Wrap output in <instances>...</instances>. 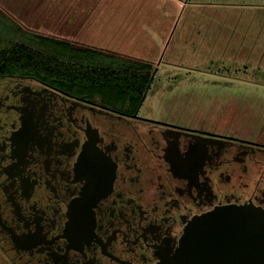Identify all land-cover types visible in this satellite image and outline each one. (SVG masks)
Segmentation results:
<instances>
[{"label": "flooded vegetation", "instance_id": "flooded-vegetation-1", "mask_svg": "<svg viewBox=\"0 0 264 264\" xmlns=\"http://www.w3.org/2000/svg\"><path fill=\"white\" fill-rule=\"evenodd\" d=\"M74 48L87 71L0 73V264H160L196 216L264 209V126L176 109L154 59Z\"/></svg>", "mask_w": 264, "mask_h": 264}, {"label": "rangeland", "instance_id": "rangeland-1", "mask_svg": "<svg viewBox=\"0 0 264 264\" xmlns=\"http://www.w3.org/2000/svg\"><path fill=\"white\" fill-rule=\"evenodd\" d=\"M141 3L155 11V17L145 18L147 24L139 26L143 41L134 45L130 40L114 46L111 57L121 61H137L134 58L157 61L156 87L180 95L178 104L176 100L173 102L176 109L196 113L197 119L209 123L215 120L210 111L227 107V111L231 108L236 114L233 118L237 127L256 133L263 130L264 0H141ZM6 15L2 22L7 26L10 20L15 21V14ZM18 19V24L26 23L24 17ZM6 26L0 28L4 36L32 40L41 34L63 41L48 33L5 32ZM68 43L72 47H88L79 42ZM130 46L144 47L143 53L131 54ZM117 67L115 70H122ZM170 104L164 98L154 105L157 108L153 112L166 111Z\"/></svg>", "mask_w": 264, "mask_h": 264}, {"label": "crops", "instance_id": "crops-1", "mask_svg": "<svg viewBox=\"0 0 264 264\" xmlns=\"http://www.w3.org/2000/svg\"><path fill=\"white\" fill-rule=\"evenodd\" d=\"M6 14H15V21L7 26L2 22ZM23 17L26 23L18 24ZM150 17H155V11L145 8L141 0H0V28L8 27L5 32L48 33L65 42L109 49L130 40L140 44L144 36L139 26ZM143 49L132 46L130 53H143Z\"/></svg>", "mask_w": 264, "mask_h": 264}, {"label": "water", "instance_id": "water-1", "mask_svg": "<svg viewBox=\"0 0 264 264\" xmlns=\"http://www.w3.org/2000/svg\"><path fill=\"white\" fill-rule=\"evenodd\" d=\"M160 264H264V209L226 205L196 216Z\"/></svg>", "mask_w": 264, "mask_h": 264}, {"label": "trees", "instance_id": "trees-1", "mask_svg": "<svg viewBox=\"0 0 264 264\" xmlns=\"http://www.w3.org/2000/svg\"><path fill=\"white\" fill-rule=\"evenodd\" d=\"M26 40L19 39L16 35L4 36L0 32V73L34 72L42 76L52 73L85 72L87 70H80L74 66L67 67L63 60L99 56L97 53H80L68 42L44 35L35 36L29 42ZM116 84L121 86L119 81Z\"/></svg>", "mask_w": 264, "mask_h": 264}]
</instances>
